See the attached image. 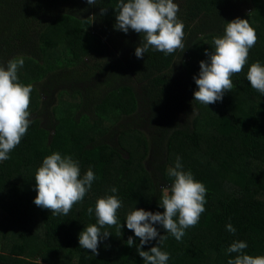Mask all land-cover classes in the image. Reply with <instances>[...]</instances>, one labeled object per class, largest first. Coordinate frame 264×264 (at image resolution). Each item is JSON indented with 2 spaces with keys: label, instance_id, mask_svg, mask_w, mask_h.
Here are the masks:
<instances>
[{
  "label": "trees",
  "instance_id": "16d2710c",
  "mask_svg": "<svg viewBox=\"0 0 264 264\" xmlns=\"http://www.w3.org/2000/svg\"><path fill=\"white\" fill-rule=\"evenodd\" d=\"M174 2L184 52L150 48L137 58L142 36L115 29L117 0H0V63L22 56L19 80L33 85L32 122L0 162V264H144L126 216L138 208L164 211L161 189L172 183L167 168L177 156L205 185L206 204L180 241L154 225L167 236V264H227L234 240L248 244L247 254L264 255V95L246 76L251 63L264 65V0ZM237 17L256 29L257 43L232 77L233 90L200 104L193 77L208 59L205 50L214 51L213 37ZM54 151L77 159L81 175L91 168L96 176L67 216L34 203L36 169ZM113 186L122 228L102 229L111 234L94 255L79 246V234L96 223L95 202Z\"/></svg>",
  "mask_w": 264,
  "mask_h": 264
},
{
  "label": "clouds",
  "instance_id": "9594fccd",
  "mask_svg": "<svg viewBox=\"0 0 264 264\" xmlns=\"http://www.w3.org/2000/svg\"><path fill=\"white\" fill-rule=\"evenodd\" d=\"M89 5L97 0H87ZM115 29L127 33L129 29L141 34L142 40L135 49L137 58H142L149 49L170 55L177 50L184 52V22L178 17L179 5L174 0H117ZM107 10L101 9V14ZM256 29L248 19L235 18L228 21L223 35L213 37L214 51L205 50L207 60L200 61L199 75L193 79L198 90L194 100L200 104L210 105L222 101L225 92L232 91V77L243 71L248 64L249 50L257 43ZM24 65L22 56L0 63V162L10 158L9 153L20 144L31 124L29 111L33 85L20 82L18 70ZM247 80L251 87L264 95V65L259 60L251 63L247 71ZM168 177L172 178L170 186L161 189L159 203L164 211H146L134 209L126 216L127 229L139 238L137 252L144 264H167L170 254L162 250L167 239L157 227L161 225L165 233H170L177 241L186 234V229L199 223L205 211V185L194 178L193 173L184 170L179 156L174 166L167 168ZM96 176L91 168L81 175L80 162L72 155H61L54 151L44 157L36 169L34 180L37 195L36 206L48 209L53 215L67 216L74 205L83 201L92 187ZM111 195L100 197L95 202L96 223L89 224L79 234V246L98 254V245L102 239L109 237L110 231L102 230L106 226L117 227L121 231L117 212L122 201L116 195L117 188H111ZM89 216L93 208L87 209ZM227 231L235 234L231 224ZM152 240L157 244L149 250L143 246ZM135 243L132 236L127 245ZM248 244L243 240H234L226 249V254H235L227 264H264V255H250L244 250Z\"/></svg>",
  "mask_w": 264,
  "mask_h": 264
}]
</instances>
